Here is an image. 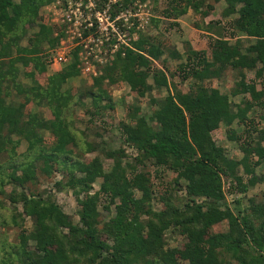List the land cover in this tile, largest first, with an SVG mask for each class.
<instances>
[{
    "label": "trees",
    "instance_id": "trees-1",
    "mask_svg": "<svg viewBox=\"0 0 264 264\" xmlns=\"http://www.w3.org/2000/svg\"><path fill=\"white\" fill-rule=\"evenodd\" d=\"M53 1L0 0V188L11 187L8 192L1 189L0 197L12 205L13 224L22 217L14 205H20L32 221V230H21L19 244L0 264H7L4 258L9 264H229L224 257L236 264H264V189L240 208L250 189L264 185V172L257 173L264 165V0H167L157 15L167 19L182 16L189 8L206 17L216 12V3L223 2V9L216 13L230 20L228 28L214 31L216 27L209 23V50L194 51L185 43L182 56L167 47V37L159 41V33L157 38L151 36L152 27L151 35L140 34L131 48L122 50L124 56L118 52L98 67L100 74L91 87L77 94L78 105L85 108L91 122L100 120L103 111L123 106L119 135L137 153L133 164L126 163L127 154L121 148L107 151L102 147L105 142L85 144V151H96L111 161L109 169L98 157L80 160L74 156L78 144L64 119L72 96L62 88L80 75V48L72 50L68 64L47 77L45 85L34 80L36 73H46V64L50 65L52 53L65 37L62 25L36 23L39 9ZM152 1L158 5L159 0ZM24 20L37 30L27 39V46L21 47L18 35L26 33L19 27ZM226 29L232 39L243 33L252 40L247 47L239 40L231 45L224 35ZM5 38L11 41L3 42ZM164 55L184 61L170 72L167 62L161 61ZM29 65L33 71L26 77L34 85L27 88L18 81V72L19 67ZM228 71L234 73L230 95L206 84L222 79ZM246 71H254V78H248ZM174 76L181 83L192 81L187 91L179 89L181 83H171L173 91L169 90L168 79ZM123 84L131 91L130 103L125 97L114 102L108 92ZM162 88L167 90L163 98ZM152 91L158 96L153 97ZM145 96L155 106L148 117L141 114L138 102ZM236 96L241 100L233 104L230 98ZM84 97L90 99L89 104L82 103ZM38 107H46L48 116L37 112ZM233 124L241 127L240 132ZM222 126L228 140L237 145L240 159L230 158L213 139ZM45 133L55 141L49 148L43 143ZM96 137L102 136L96 133ZM21 142H26L27 154L16 161L15 149ZM4 155L6 162L1 160ZM148 162L155 168L154 176L144 169ZM38 170L47 178L54 170L67 173L66 183L58 181L54 187L73 191L79 206L77 223L52 196L29 193L27 185L36 181ZM164 171L174 176L170 184L161 183L156 198L161 209L154 210L153 179ZM97 180L99 190L91 193ZM181 182L185 195L179 198V189L171 184L180 187ZM103 200L101 208L111 216L102 223L99 206ZM2 201L1 208L5 207ZM222 224H226L224 231H213ZM168 229L182 237L181 247L166 249L164 232Z\"/></svg>",
    "mask_w": 264,
    "mask_h": 264
},
{
    "label": "rangeland",
    "instance_id": "rangeland-1",
    "mask_svg": "<svg viewBox=\"0 0 264 264\" xmlns=\"http://www.w3.org/2000/svg\"><path fill=\"white\" fill-rule=\"evenodd\" d=\"M17 1V0H15ZM166 1L167 0H159L158 1V5L154 4L152 0H149V2L147 1V8L149 10V24L144 28V30L140 31V34L143 35H147L150 31V28L152 27H156L158 28L159 25L160 26H165L164 28H167V32L165 31V29H162L161 31H165V33H169V24L170 23H166L164 21L161 22L160 20L157 21V19H155L152 16H157L158 12H160V9L165 7L166 5ZM54 2V1H53ZM52 2V3H53ZM51 3V4H52ZM48 4L45 5L43 7H41L39 9V13H38V17L36 18V23H45L47 25H51L53 23H51V19L52 14L55 13L58 15V8H54L53 5ZM159 7L157 9V13L155 11V8ZM217 14V13H215ZM195 18V22L199 23L200 21V17L197 15H193L192 18ZM156 22H154V21ZM229 20V19H228ZM228 20L225 22L224 26L226 27V23H228ZM230 21V20H229ZM184 24L188 23V21L184 20L183 21ZM192 22V21H191ZM194 22V23H195ZM184 28L186 29V26L183 25ZM20 30L25 29V35H18L21 37V41H20V46L21 47H25L27 46V39L32 36L37 28L34 26H31V24L28 21H23L21 23V25L19 26ZM180 31V29H177L176 31ZM187 33V32H185ZM185 33H183L182 31H180V33L177 32H171L170 34H168V36L172 37V39H177V35L179 34L180 36H183V40H185ZM221 33V32H220ZM230 33V29H226V38H229V43L231 45H233L235 43L236 40H239L242 42L244 47H247L249 45V41H251L252 39H248V37L243 34V33H237L234 36L237 37L236 39H232L229 35ZM177 34V35H176ZM17 35V34H16ZM159 36V34H158ZM198 37V36H197ZM11 41V39H10ZM9 39L5 38L3 42H10ZM184 61V59L182 60ZM181 63V62H180ZM46 73L44 74H35L34 80L37 81L39 84H43L45 85L46 82V78L51 76L52 74H54L59 68L60 66L58 65H53V66H49V64H46ZM159 65V63H158ZM177 65V64H176ZM175 65V66H176ZM65 65H63L62 67H64ZM61 67V68H62ZM171 70L174 71V65H170L169 66ZM33 71V67L29 65V67H19V72H18V81L20 82V84H22V86H25L27 88H30L34 85V83L32 82V80L28 77H26V74H28L29 72ZM254 71H246L245 74L248 76V78H254ZM92 75H87V74H82V72H80V75L77 76L74 79H69L64 85H63V90H67L70 91V94L72 96V99L70 101V104L68 106V108L64 111V119L66 120V122L68 123L69 126V130L71 131V133L75 136L78 147L75 149V153L74 156H79L80 160H90L93 159L95 157H98L102 162L105 163V165H107L106 169L110 168V162L108 160V158H106L105 156H101L100 154H98L96 151L94 152H89V151H85V144H90V145H100V143L105 142V145L102 146L104 149H106L107 151L109 150H118V149H123L125 151L126 158L124 160V162L126 163H134V158L137 156L136 151L129 147L126 146L123 143L122 138L119 135V129L117 128L119 122L122 120V118H124L125 116V112L123 109V106L118 105L114 108V110L112 111H103V116L101 118L98 119H90V116L85 113V108H82L78 105V93H80V91H84L85 89H88L91 87V85L93 84V79L94 77H91ZM234 73L231 71L226 72V74L223 76L222 79H219V81H213V82H208L206 84H208V86H217L218 88L222 87L221 89L223 90H228L229 88L233 87V83H234ZM152 81L149 80V83H151ZM180 79L175 78V84H179ZM181 90L187 91L188 89V83L187 82H183L181 83ZM261 85L257 84L256 88L259 90L261 89ZM108 92L112 97V100L114 102L119 101L121 98L125 97V102L126 103H130L133 100V97L131 95V91L129 89V87L126 84H123L120 87H110L108 88ZM166 95V90L161 91L160 93V97H164ZM153 96V95H152ZM158 96L157 94L155 95L154 93V97ZM132 98V99H131ZM22 101V99H20ZM241 98L240 97H236L234 99L230 98V101L233 104H238L240 102ZM18 102V100H15V102ZM83 104H87L88 102L90 103V99L87 97H84L81 99ZM138 102L141 104L142 106V110H141V114L145 115V116H150V113L152 112L153 109H151L150 112V108H149V96H145L142 97L141 99H138ZM88 103V104H89ZM148 108V109H147ZM151 108H155L152 107ZM32 109V104L26 109L27 112H29ZM92 110V109H91ZM37 112L41 113L44 117L48 116V110L46 107H38L37 108ZM260 112H259V116L257 115V118H260ZM91 122V123H90ZM103 122V123H102ZM102 123V124H101ZM264 123V121H262V124ZM105 124V125H103ZM113 124V125H112ZM88 127V129H87ZM232 128L235 129L237 132H240L241 127L238 126L237 124H233ZM226 128L224 126H222L218 131H216L213 134V139L215 140L216 144L220 147H222L225 151L226 154L230 157V158H237L240 159L241 157V153L238 150V147L235 143L231 142L230 140H228L227 138V132H226ZM96 133L100 134L102 137L98 138L96 137ZM43 143L45 146H47V148H49V146H51L55 141L54 138L52 136H50L49 133H45L44 137H43ZM27 154V144L26 142H21L15 149V160L16 161H21L23 160V156ZM2 162H6L7 161V155L2 156L1 158ZM145 168V170H147L148 172H150L153 176H154V170L155 168L148 162L146 164L143 165ZM59 168V166H58ZM264 172V165L261 166L260 168L257 169V173H262ZM162 174H160L158 177L154 178V190L155 193L154 194V198L152 201V207L154 210H160L161 209V204L156 200V198L158 197V192L159 189L162 190L161 186L162 184H167V183H171L172 179H173V174L172 172L169 171H164V172H160ZM67 173L63 172L61 170H54V172H52V174L50 175V177H46L43 174H41L38 170V172L36 173V181L32 184V183H28V187H29V193L31 192L32 194L34 193H39L41 194V196H43L44 198H47L48 196H52V198L54 199V201L62 208V210L68 214L70 216V218L72 219V221L74 223L78 222V216H77V211L79 209V206L77 204L76 198L73 195V191L71 189L68 188H61V189H56L55 183L60 181L63 183H66L67 181ZM6 177V176H5ZM162 183V184H161ZM99 184H100V180H97L94 184H93V189L91 191V193L97 192L99 190ZM3 185V184H2ZM180 187H176L173 185V183L171 184V186L173 187L174 190L179 189V193L177 194L179 198L184 197L185 193H184V183L181 182ZM3 188L6 192H8L11 187L7 184L3 185ZM2 187L0 188L3 189ZM264 189V185H257V187L250 189L248 191V193L246 194V197H244L242 205L240 206V208H245L246 206H248V202L247 199L250 198L251 196L257 197L259 192L261 190ZM17 192H20L21 189H17ZM28 193V194H29ZM4 198V197H3ZM0 201H2V198L0 197ZM5 204V207L1 208L0 207V259H2L3 257H7V252H12L13 247H17V245L19 244V233L21 232V230H26V231H31L32 230V221L30 218L25 217V215H23L22 213V207L20 205H14L19 213L22 215V217H20V219H17L15 222L19 223L20 226L16 223H12L10 221V213H11V208L12 205L9 202H6L5 200L2 201ZM181 202V201H179ZM178 202V203H179ZM1 203V202H0ZM104 200L102 201V203L99 206V211H100V220L101 222H106L108 221L109 217L111 216L109 211L104 210L103 208H101L104 205ZM232 207V206H231ZM112 208V207H111ZM112 210V209H111ZM12 214V213H11ZM23 218V219H22ZM24 220V221H23ZM2 222H5V224H2ZM226 229V224H222L221 226H215L213 228V231L217 232V231H224ZM66 230L63 231V233H65ZM164 240L166 242V249L169 248H179V246L181 247V243L180 241L182 240V237L179 236L177 233L174 234V232L170 231L169 229L167 231L164 232ZM30 247H33L34 244L30 243L29 244ZM226 259V261L229 264H236L237 262L235 260H231L229 259V257H224ZM3 260V259H2ZM4 260L6 261L7 264H9V260L7 258H4ZM12 262V261H11Z\"/></svg>",
    "mask_w": 264,
    "mask_h": 264
},
{
    "label": "built area",
    "instance_id": "built-area-1",
    "mask_svg": "<svg viewBox=\"0 0 264 264\" xmlns=\"http://www.w3.org/2000/svg\"><path fill=\"white\" fill-rule=\"evenodd\" d=\"M58 15L53 24L62 25L64 36L52 53L50 65H66L77 52L82 74L96 77L98 67L112 60L118 52L139 38L149 24L147 3L139 0H54Z\"/></svg>",
    "mask_w": 264,
    "mask_h": 264
},
{
    "label": "crops",
    "instance_id": "crops-1",
    "mask_svg": "<svg viewBox=\"0 0 264 264\" xmlns=\"http://www.w3.org/2000/svg\"><path fill=\"white\" fill-rule=\"evenodd\" d=\"M215 5V4H214ZM216 7H217V10H220V9H223V7H224V3L223 2H220V3H216ZM201 10V9H200ZM217 10H216V12H217ZM215 12V13H216ZM212 14V15H209V16H206V17H201L200 15H198V14H195L190 8L188 9V11L184 14V15H182V16H179V17H174V16H172L170 19H167V18H164V17H162L161 15H159V16H152V17H154L155 19H157V20H162V21H164V22H166V23H170V24H173V28L172 29H170L169 28V33H165V32H163V31H161L162 29H166V28H164L165 26H160L159 25V27L158 28H152V35H151V32H150V35L151 36H154V37H156V34H158L159 33V37L157 38V40H159V41H161V40H164V38H163V36H165V37H167V42L165 43L166 45H167V47L168 46H172V47H174L175 48V50L179 53V54H181L182 56H183V53H184V49H185V43H188L189 44V46L194 50V51H206L207 52V50H209L208 49V43H209V38L211 37V33H209L208 32V30H207V26L206 25H208L209 23H211V24H214V26L216 27V28H214V31L216 30H219L220 28H222L223 26H224V24H225V20H222L221 18H220V16H219V13L218 14ZM193 15H197V16H199L200 17V21H199V23H197V22H195V18L193 17L192 18V16ZM161 20H160V22H161ZM184 20H186V21H188V23H186V24H184ZM228 20V19H227ZM192 21V22H191ZM195 22V23H194ZM216 22H217V24H216ZM162 23V22H161ZM169 24V25H170ZM183 25H185L186 26V29L184 28V26ZM198 25V26H197ZM177 29H180V31H182L183 33H185V32H187V33H185L184 35H185V40H183V36H180L179 34L177 35V39H172V37L170 36H168V34H170L171 32H177V33H180V31L178 30V31H176ZM226 31V30H225ZM198 36V37H197ZM163 38V39H162ZM170 48V47H169ZM165 56V55H164ZM183 58V57H182ZM163 60H165L166 62H167V67H168V69H169V71L171 72V69H170V65L172 66V65H174V69H175V65L176 64H178V63H180L181 62V60H178V59H173V58H171V57H162L161 58V61L163 62ZM159 63V62H158ZM158 63H155L157 66H159L160 67V65H158ZM168 71V72H169ZM179 76V75H178ZM177 76V78L178 79H180L179 77ZM174 78H175V76H174ZM168 79L169 80V82H168V86H169V90L170 91H173L172 90V87H171V83H175V79ZM215 82V81H217V79H212V80H210V81H205L206 83H208V82ZM219 81V80H218ZM184 82H187L188 83V85L189 84H191L192 83V81L190 80V79H188V80H185ZM181 88V86H179V89ZM211 88H213V89H219L222 93H224V94H229V92H230V90H231V88H229L228 90H223V89H221L220 87L218 88L217 86H211ZM163 90H166V88H162L161 90H160V93H161V91H163ZM183 91V90H182ZM158 92V91H157ZM184 92V91H183ZM154 93H155V95H156V91H152V95H153V97H154ZM166 94H167V90H166ZM230 95V94H229ZM166 96V95H165ZM236 97H239V96H236ZM236 97H234V98H236ZM161 98H163V97H161ZM232 98V97H231ZM234 98H232V99H234ZM141 105V104H140ZM152 107H155V106H152ZM149 110H150V112H151V109H155V108H151V105H149ZM148 109V108H147ZM141 110H142V106H141ZM150 115H151V113H150Z\"/></svg>",
    "mask_w": 264,
    "mask_h": 264
}]
</instances>
